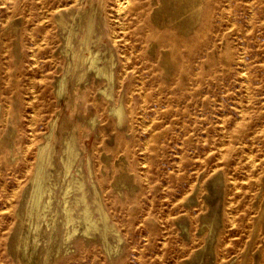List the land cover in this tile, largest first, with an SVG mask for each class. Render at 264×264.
<instances>
[{
	"label": "rangeland",
	"instance_id": "374dc122",
	"mask_svg": "<svg viewBox=\"0 0 264 264\" xmlns=\"http://www.w3.org/2000/svg\"><path fill=\"white\" fill-rule=\"evenodd\" d=\"M119 1L0 0V264H264V0Z\"/></svg>",
	"mask_w": 264,
	"mask_h": 264
},
{
	"label": "bare ground",
	"instance_id": "6f19581e",
	"mask_svg": "<svg viewBox=\"0 0 264 264\" xmlns=\"http://www.w3.org/2000/svg\"><path fill=\"white\" fill-rule=\"evenodd\" d=\"M118 1H119V0H118ZM124 1H125V0H124ZM125 2H126V1H125ZM125 2H124V3H125ZM119 3H120V4H121V3L123 4V0H120ZM85 61H86L87 65H88V67H89V68H93L97 74H102V75H104V76L110 77V76H109L106 72H104V70L98 65V58H97L96 56L92 55V53L90 54L89 57H87V58L85 59ZM114 112L117 114L118 119H119L118 121L120 122V121L122 120V116H123V110H122V107L119 106V107L115 108V109H114ZM38 151H39V152H38V153H39V157H42V156H43V152H44L43 147H40ZM72 152H73V151H72V149H71V145L68 144L67 157H66L65 159H63V165L65 166V170H66V172H69V171H70V168H71L72 163H73V157H74V156H73ZM38 159H39V158H38ZM41 159H43V158H41ZM41 161H42V160H41ZM38 163H39V162H38ZM34 184H35L36 189H38V195H37L36 203H39L38 199H39V195L42 193V188H41V185H40V183H39V177H38V174H36V176H35ZM77 187H78V188H81L82 185H81V184H78ZM79 200H80V202L83 204V206H86V205L84 204L83 197H80V198L78 199V201H79ZM47 203H49V200H47V202H45V203L43 204V206H47ZM65 209L67 210L68 208L66 207ZM82 213H83V220L87 222V221L89 220V214H88V211H87V208H86V207L83 208ZM72 220H73L72 217L69 216V215H67V217H66V219H65V223H64V225H65V226L69 225V224L71 223ZM74 231H75V230L73 229V232H74ZM68 233H69V232H68ZM69 235H70V234H69Z\"/></svg>",
	"mask_w": 264,
	"mask_h": 264
}]
</instances>
